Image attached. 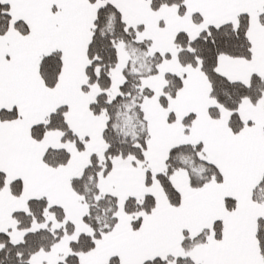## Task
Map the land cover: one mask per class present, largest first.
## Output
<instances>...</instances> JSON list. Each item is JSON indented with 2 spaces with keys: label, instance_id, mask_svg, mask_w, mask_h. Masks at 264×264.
<instances>
[{
  "label": "snow or ice",
  "instance_id": "snow-or-ice-1",
  "mask_svg": "<svg viewBox=\"0 0 264 264\" xmlns=\"http://www.w3.org/2000/svg\"><path fill=\"white\" fill-rule=\"evenodd\" d=\"M0 264H264V0H0Z\"/></svg>",
  "mask_w": 264,
  "mask_h": 264
}]
</instances>
